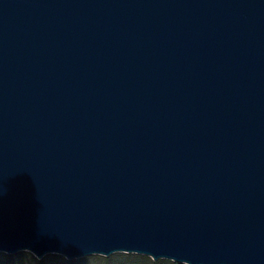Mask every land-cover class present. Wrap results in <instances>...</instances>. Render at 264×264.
Listing matches in <instances>:
<instances>
[{"label":"water","instance_id":"water-1","mask_svg":"<svg viewBox=\"0 0 264 264\" xmlns=\"http://www.w3.org/2000/svg\"><path fill=\"white\" fill-rule=\"evenodd\" d=\"M264 264V0H0V252Z\"/></svg>","mask_w":264,"mask_h":264},{"label":"trees","instance_id":"trees-1","mask_svg":"<svg viewBox=\"0 0 264 264\" xmlns=\"http://www.w3.org/2000/svg\"><path fill=\"white\" fill-rule=\"evenodd\" d=\"M91 260H98V264H180L164 259L153 261L144 255L126 253H114L108 257L90 255L74 260H66L60 255L49 254L38 260L25 251L15 254L0 252V264H89Z\"/></svg>","mask_w":264,"mask_h":264},{"label":"rangeland","instance_id":"rangeland-1","mask_svg":"<svg viewBox=\"0 0 264 264\" xmlns=\"http://www.w3.org/2000/svg\"><path fill=\"white\" fill-rule=\"evenodd\" d=\"M100 256V255H99ZM170 261V260H169ZM89 264H98V260H91Z\"/></svg>","mask_w":264,"mask_h":264}]
</instances>
